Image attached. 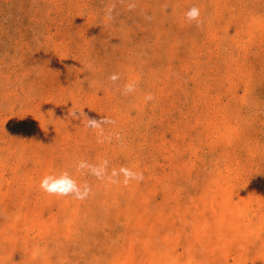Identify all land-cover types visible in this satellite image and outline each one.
<instances>
[{"label": "rangeland", "instance_id": "rangeland-1", "mask_svg": "<svg viewBox=\"0 0 264 264\" xmlns=\"http://www.w3.org/2000/svg\"><path fill=\"white\" fill-rule=\"evenodd\" d=\"M167 251L264 264V0H0V264Z\"/></svg>", "mask_w": 264, "mask_h": 264}, {"label": "clouds", "instance_id": "clouds-1", "mask_svg": "<svg viewBox=\"0 0 264 264\" xmlns=\"http://www.w3.org/2000/svg\"><path fill=\"white\" fill-rule=\"evenodd\" d=\"M200 10L197 7H191L185 13V17L189 23L195 22L197 25L200 23ZM112 81H116L119 79L117 75H112L110 77ZM134 91L133 85L125 86V94L131 93ZM151 99V96L147 97ZM99 122L92 120L89 121V127L97 126ZM87 168L90 174L96 176L98 179L102 178L101 169L88 165L85 162H81L77 166L78 171H82ZM120 172L124 176V183L127 184L132 180H143V174L132 171L128 168H121ZM115 175V173H113ZM40 188L43 192H45L49 196H55L59 198L71 197L76 200H84L92 194V189L88 184H84L81 186L77 183V181L72 177V175L68 172H62L59 175L50 174L45 177L40 182Z\"/></svg>", "mask_w": 264, "mask_h": 264}, {"label": "bare ground", "instance_id": "bare-ground-1", "mask_svg": "<svg viewBox=\"0 0 264 264\" xmlns=\"http://www.w3.org/2000/svg\"><path fill=\"white\" fill-rule=\"evenodd\" d=\"M235 214H238V212H236ZM239 215V214H238ZM233 217V216H232ZM220 219V218H219ZM154 239V238H153ZM145 244V243H144ZM169 245V244H168ZM170 247V246H169ZM128 252V251H127ZM130 252V251H129ZM169 258V259H168ZM173 255H172V252H166V256H164V262H168L167 264H169V262H172V261H174L173 260ZM191 258H192V256L190 255L189 256V259L186 261V262H184V261H177V262H180V263H183V264H192V261H191ZM184 260V259H183Z\"/></svg>", "mask_w": 264, "mask_h": 264}]
</instances>
